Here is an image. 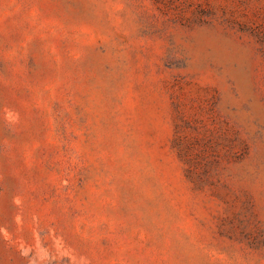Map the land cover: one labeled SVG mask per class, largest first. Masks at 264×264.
Returning a JSON list of instances; mask_svg holds the SVG:
<instances>
[{
	"label": "rangeland",
	"instance_id": "obj_1",
	"mask_svg": "<svg viewBox=\"0 0 264 264\" xmlns=\"http://www.w3.org/2000/svg\"><path fill=\"white\" fill-rule=\"evenodd\" d=\"M0 264H264V0H0Z\"/></svg>",
	"mask_w": 264,
	"mask_h": 264
}]
</instances>
